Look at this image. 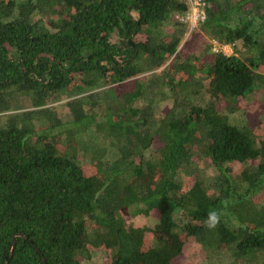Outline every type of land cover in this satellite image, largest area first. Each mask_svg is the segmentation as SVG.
<instances>
[{
	"label": "trees",
	"instance_id": "1",
	"mask_svg": "<svg viewBox=\"0 0 264 264\" xmlns=\"http://www.w3.org/2000/svg\"><path fill=\"white\" fill-rule=\"evenodd\" d=\"M203 1L237 56L182 50L180 0H0V264H176L188 241L264 264V138L217 107L264 90V0Z\"/></svg>",
	"mask_w": 264,
	"mask_h": 264
},
{
	"label": "rangeland",
	"instance_id": "2",
	"mask_svg": "<svg viewBox=\"0 0 264 264\" xmlns=\"http://www.w3.org/2000/svg\"><path fill=\"white\" fill-rule=\"evenodd\" d=\"M178 14L173 15L172 20L174 22H177L176 16ZM166 30V29H164ZM184 44V47H182V50L185 51H197L198 47L200 49H205V45L209 44L210 49L209 53H223L227 56H237V53L234 51V47L237 49H240V44L236 43L235 45L230 44H220L217 41L211 40L209 38H206L204 33L201 32L200 26L193 31L189 32L188 29H186L184 36L181 41V46ZM181 48V47H180ZM162 70V69H161ZM161 70L156 71L155 74H159ZM200 89V87H198ZM103 90L102 88L96 89V91ZM204 89L199 90V94L196 96H192L189 99H187L188 103L197 104V105H205L210 101V97L205 94L203 91ZM92 93V92H89ZM164 96L162 97L161 94L155 95V105L151 106L153 110V115L155 118L159 117L163 110L167 109L168 107L172 106V98H170V91L164 90ZM67 100H62L56 104H53V108L57 110L62 117L67 119L66 116V110L63 109V105L66 103ZM148 100L143 99L140 102L137 103L138 107L145 106L147 104ZM219 113L226 115L229 123L233 126H236L238 128L246 129L250 131L251 135L259 139L264 138V90L258 89L254 94L249 95L245 99L239 100L235 104V110L232 112H227L223 104L217 105ZM65 111V112H64ZM107 146V143L105 144ZM148 152L147 154H149ZM112 155L111 153H108L105 157L106 160L110 159ZM192 171H194L198 177L202 178L204 182L208 178H212L216 172L211 167L210 161L208 159H195L194 164H191L190 167ZM240 166H235V169L238 170ZM184 175V174H183ZM185 180L189 179L187 176L183 177ZM256 202H261L264 204V192L262 195L257 197L255 199ZM263 201V202H262ZM128 222L135 225L140 226H152L156 219L154 217L145 218L143 216H137L133 219L130 217L127 218ZM183 255H181L177 260L176 264H245L243 262H235L232 259L231 253L227 251L223 252H216V253H210L206 254L200 246H198L193 241H188L185 245ZM103 260V254L102 253H96L93 254L91 259L87 262H84L83 264H102ZM262 262V261H260ZM260 262H257L259 264Z\"/></svg>",
	"mask_w": 264,
	"mask_h": 264
},
{
	"label": "built area",
	"instance_id": "3",
	"mask_svg": "<svg viewBox=\"0 0 264 264\" xmlns=\"http://www.w3.org/2000/svg\"><path fill=\"white\" fill-rule=\"evenodd\" d=\"M186 10L176 16L177 22L186 26L188 31L201 26L206 21V8L203 0H180Z\"/></svg>",
	"mask_w": 264,
	"mask_h": 264
},
{
	"label": "clouds",
	"instance_id": "4",
	"mask_svg": "<svg viewBox=\"0 0 264 264\" xmlns=\"http://www.w3.org/2000/svg\"><path fill=\"white\" fill-rule=\"evenodd\" d=\"M215 224V217L212 218V226Z\"/></svg>",
	"mask_w": 264,
	"mask_h": 264
},
{
	"label": "water",
	"instance_id": "5",
	"mask_svg": "<svg viewBox=\"0 0 264 264\" xmlns=\"http://www.w3.org/2000/svg\"><path fill=\"white\" fill-rule=\"evenodd\" d=\"M10 257H11V255H10Z\"/></svg>",
	"mask_w": 264,
	"mask_h": 264
}]
</instances>
